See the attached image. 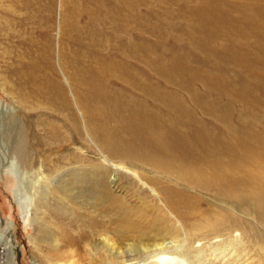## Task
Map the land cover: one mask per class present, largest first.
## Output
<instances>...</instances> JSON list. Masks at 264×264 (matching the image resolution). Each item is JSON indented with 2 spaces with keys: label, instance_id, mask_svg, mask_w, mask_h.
Listing matches in <instances>:
<instances>
[{
  "label": "bare ground",
  "instance_id": "bare-ground-1",
  "mask_svg": "<svg viewBox=\"0 0 264 264\" xmlns=\"http://www.w3.org/2000/svg\"><path fill=\"white\" fill-rule=\"evenodd\" d=\"M147 1L0 0V62L4 64L0 80L26 113L38 109L53 112L52 119L43 114L33 117L25 126L31 129L35 125L36 129L25 127V132L35 138L40 129L43 141L57 147L75 133L128 171L148 166L235 200L257 196L258 187L264 192V129L257 127L264 120L256 122L257 114H245L253 107L249 103L255 100L252 96L259 85L249 81L251 76L262 79L257 100L264 102V0H200L191 11L194 22L189 24L187 36L185 26L164 20L156 28L148 25L161 39L148 38L146 43L140 31ZM13 37L18 38L17 44ZM112 41L120 48L104 52V45L114 44ZM213 65L219 68L215 70ZM232 65L235 78L229 76ZM59 72L67 76L72 95L64 90ZM157 73L164 82L158 81ZM196 81L206 90L191 91L193 87L182 93L181 88L188 89ZM238 103L246 107L235 113ZM62 109L69 122L66 131L58 121ZM64 159L70 161L73 155ZM10 165L20 187L31 180V175L22 177L15 162ZM50 165L42 160L38 175L49 174ZM133 175L142 181V176ZM143 176L151 184L150 190L162 194L179 218H198L196 224L208 236L238 227L240 221L222 211L201 209L190 194L164 183L158 175ZM98 181L101 186L96 185ZM38 183L39 179L32 186L38 188ZM92 186L97 203L107 208L104 216L112 214L114 222L125 220L120 210L126 205L108 188L106 179L93 178ZM258 212L264 222V207ZM90 219L95 224L96 219ZM78 237L83 238L67 230L65 239L78 246L82 242ZM144 241L133 237L128 246L159 252L156 243ZM91 243L97 247V242ZM167 246L164 242L162 248ZM60 247L52 253L59 256ZM106 247L120 250L114 244ZM93 251H89L90 264L101 263V256ZM110 254L116 256L114 251ZM152 257H162L151 259L156 264L185 263L181 257Z\"/></svg>",
  "mask_w": 264,
  "mask_h": 264
},
{
  "label": "rangeland",
  "instance_id": "rangeland-1",
  "mask_svg": "<svg viewBox=\"0 0 264 264\" xmlns=\"http://www.w3.org/2000/svg\"><path fill=\"white\" fill-rule=\"evenodd\" d=\"M174 1H180V4ZM183 1L148 0V5L142 7L145 15L141 18L144 29L140 32L143 41L147 43L148 38L159 40V33L153 34L148 29L153 26L152 24L156 28L164 20L174 22L179 27L185 26L188 31L185 36H187L190 31L189 24L194 22L190 17L191 11L200 0H190L191 2L186 4H182ZM170 11H173L171 15ZM171 33L180 39L176 30H171ZM13 41L17 44L18 38L13 37ZM112 42L114 44L104 45V52L106 49L108 52L120 48V44ZM233 67L235 66H231L232 72L229 74L231 78L236 77V67ZM3 68L4 64L0 62V71ZM213 68L217 70L219 67L213 65ZM59 77H62L64 90L72 95L67 76L60 73ZM162 78V75L157 73L159 82H164L165 78ZM257 78L260 77L249 78L251 83L259 84L256 85L255 93L263 83L261 78ZM196 83L194 86L190 85L188 89L181 88L182 93H189L193 87L194 90L191 91L206 90L200 81ZM255 93L252 98L257 102L252 100L249 105L253 107L252 109L248 107L245 114H257L256 122H258L264 120V102L262 104L261 100H257L261 93ZM244 107H246L245 103L236 104L235 113L239 112V108ZM77 112L79 120L84 124L85 117H82L79 109ZM51 113L53 112L46 109L26 113L8 95L6 87L0 80V119H2L0 120V264H63L72 261L77 264H90L89 251L93 250L98 252L95 251L97 256H101L102 262L97 264H156L150 262L151 259L162 258H150V256L181 257L185 260L184 264H264V222L258 217V209L264 207V192L261 187H258L259 194L253 195L257 200L253 196L235 200L236 197L219 195L214 190L187 185L172 175L148 166L140 169L141 174L140 170L128 171L99 154L90 142L80 136L77 137L75 133H72L70 140L62 142L57 147L43 141L41 138L43 131L40 129H37L35 138L25 132V125L30 123L33 117L43 114L48 116V119H52ZM61 113V115L57 114L58 121L66 131L69 122L63 116L65 110L62 109ZM232 114L235 116L234 113ZM257 127L264 129V123H259ZM31 129L34 131L35 125H31ZM31 129L28 130L32 131ZM25 149L28 151L22 154ZM66 155H73V159L65 160ZM42 160L47 166L51 163L50 173L39 176L38 170H41L39 165ZM12 162L16 163L22 177L25 174L32 177L31 180L23 181L21 187L15 178L17 174L13 173L10 167ZM57 164L62 167L54 169ZM133 172L142 176L143 179H140L146 184L134 176ZM142 174L158 175L164 183H169L190 194L197 200L201 209L222 211L229 218L240 221L238 227L232 226L231 230H224L217 236H208L199 229L200 224H196L198 218L193 216L185 220L179 218L165 204L162 194L158 196L150 190L151 184ZM93 178L106 179L112 193L124 201L126 207L120 211L125 213V220L114 222L112 214L110 218L104 216L107 208L99 205L92 193L96 192L92 186ZM37 179L40 183H38L39 187L35 188L32 183ZM96 185L101 186V182H96ZM114 214H116L115 210ZM90 218L96 219L95 224ZM234 224L235 222L232 223ZM67 230L72 231L74 235L82 234L83 238L78 237L82 240L78 246L72 245L65 239ZM118 232L123 233L124 236H118ZM133 237L138 239L143 237L145 244L148 241L156 243L160 246L159 252L156 253L154 249L142 250L143 247L137 245L129 248L128 244ZM94 241L97 242V247H93L91 242ZM164 242L168 246L162 248ZM107 243L111 246L112 244L116 247L120 246L122 253L119 249L115 251L106 247ZM59 247V256L52 253ZM68 248L75 251L70 252ZM113 251L116 256L111 258L110 252Z\"/></svg>",
  "mask_w": 264,
  "mask_h": 264
}]
</instances>
